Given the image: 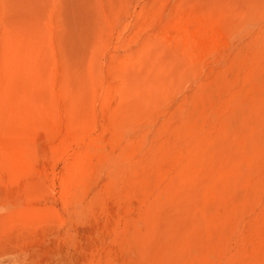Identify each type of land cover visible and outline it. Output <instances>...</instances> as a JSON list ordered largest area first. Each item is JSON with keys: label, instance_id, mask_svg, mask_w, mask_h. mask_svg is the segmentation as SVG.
<instances>
[{"label": "rangeland", "instance_id": "1", "mask_svg": "<svg viewBox=\"0 0 264 264\" xmlns=\"http://www.w3.org/2000/svg\"><path fill=\"white\" fill-rule=\"evenodd\" d=\"M0 264H264V0H0Z\"/></svg>", "mask_w": 264, "mask_h": 264}]
</instances>
